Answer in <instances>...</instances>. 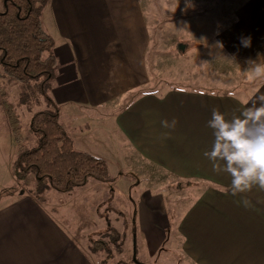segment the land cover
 Segmentation results:
<instances>
[{
    "label": "crops",
    "instance_id": "obj_1",
    "mask_svg": "<svg viewBox=\"0 0 264 264\" xmlns=\"http://www.w3.org/2000/svg\"><path fill=\"white\" fill-rule=\"evenodd\" d=\"M190 3L194 7L198 0ZM149 5L150 0H48L41 22L58 62L49 91L58 121L74 147L80 136L91 148L78 151L106 164L111 159L146 188L189 185V197L175 201V247L186 264H264V190L231 195L223 162L205 156L214 139L207 126L212 109L229 119L239 116L245 101L258 89L264 92V81L248 96L209 87L149 90ZM159 6L165 17L167 1ZM242 8L245 27L264 26L258 24L264 0H250ZM172 119L178 122L174 129L162 126ZM7 142L10 152L0 147V167L13 177L16 146L12 139ZM53 191L42 201L25 192L0 208V264H98L97 253L63 227L56 205L47 204ZM143 237L153 257L157 246L150 249Z\"/></svg>",
    "mask_w": 264,
    "mask_h": 264
},
{
    "label": "rangeland",
    "instance_id": "obj_2",
    "mask_svg": "<svg viewBox=\"0 0 264 264\" xmlns=\"http://www.w3.org/2000/svg\"><path fill=\"white\" fill-rule=\"evenodd\" d=\"M166 1L165 17L159 10L160 0H150L147 6L150 7L147 15L152 38L148 55L152 72L149 90L209 87L224 94L248 96L264 81L248 75L252 68L248 61L264 64V26L251 31L241 19L242 7L250 0H198L194 7H191V0ZM4 7L5 0H1L0 12ZM44 14L45 11L42 15L45 24ZM262 21L258 24L264 25V18ZM248 37L251 38L250 46L246 47ZM180 45L184 46L183 50H179ZM36 83L16 82L5 77L0 67V147L3 152H10L9 139L15 142L16 156L21 149L28 150L38 144L29 122L33 113L47 106ZM3 100L10 103L18 115L20 132L17 137L9 127ZM75 138V150L91 149L84 145L80 136ZM92 149L107 155L100 148L92 146ZM119 161L123 163L120 157ZM107 162L110 181L88 178L85 185L69 193L54 189L53 194L47 196V204H54L59 210L63 227L82 244L97 246L99 252L95 259L98 264H186L175 247L178 217L175 201L189 197V188L186 189L189 185L181 183L176 188L177 185L165 183L163 187L146 188L145 182L138 184L136 175L125 167L118 170L111 159ZM159 182L163 184L160 177ZM33 189L34 180L23 184L0 167V208ZM111 228L124 235L120 252L108 236ZM142 232L150 249L157 246L153 257L144 248ZM103 243L105 249L99 247Z\"/></svg>",
    "mask_w": 264,
    "mask_h": 264
},
{
    "label": "trees",
    "instance_id": "obj_3",
    "mask_svg": "<svg viewBox=\"0 0 264 264\" xmlns=\"http://www.w3.org/2000/svg\"><path fill=\"white\" fill-rule=\"evenodd\" d=\"M47 2L5 0L4 10L0 12L2 74L22 84L37 81L35 86L47 106L33 113L29 122V129L38 138V144L28 150L21 149L11 171L15 180L23 184L34 180L32 193L38 201H42L43 194L50 189L69 193L85 185L88 178L100 182L111 180L104 160L75 150L71 138L58 121V108L49 96L58 62L53 53L54 42L41 22V13ZM2 105L11 132L17 137L20 132L18 115L6 100ZM108 236L120 252L124 235L111 228ZM99 247L105 249V243ZM89 250L99 252L97 246H91Z\"/></svg>",
    "mask_w": 264,
    "mask_h": 264
},
{
    "label": "clouds",
    "instance_id": "obj_4",
    "mask_svg": "<svg viewBox=\"0 0 264 264\" xmlns=\"http://www.w3.org/2000/svg\"><path fill=\"white\" fill-rule=\"evenodd\" d=\"M251 38L245 41L250 46ZM206 63V62H203ZM251 79H264V64L248 61ZM177 121L164 120L165 128L174 129ZM213 132L211 150L205 156L214 162H223V171L231 177L230 194L250 192L254 187L264 190V92L257 90L251 101H245V108L239 116L231 119L219 109H212L207 125ZM219 168V164H214ZM245 204L249 203L247 200Z\"/></svg>",
    "mask_w": 264,
    "mask_h": 264
},
{
    "label": "water",
    "instance_id": "obj_5",
    "mask_svg": "<svg viewBox=\"0 0 264 264\" xmlns=\"http://www.w3.org/2000/svg\"><path fill=\"white\" fill-rule=\"evenodd\" d=\"M178 48H179V50H183L184 49V46L183 45H180Z\"/></svg>",
    "mask_w": 264,
    "mask_h": 264
}]
</instances>
